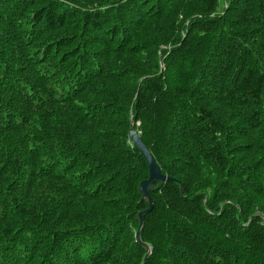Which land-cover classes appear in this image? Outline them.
I'll list each match as a JSON object with an SVG mask.
<instances>
[{
	"label": "trees",
	"instance_id": "1",
	"mask_svg": "<svg viewBox=\"0 0 264 264\" xmlns=\"http://www.w3.org/2000/svg\"><path fill=\"white\" fill-rule=\"evenodd\" d=\"M0 264H264V0H0Z\"/></svg>",
	"mask_w": 264,
	"mask_h": 264
},
{
	"label": "water",
	"instance_id": "2",
	"mask_svg": "<svg viewBox=\"0 0 264 264\" xmlns=\"http://www.w3.org/2000/svg\"><path fill=\"white\" fill-rule=\"evenodd\" d=\"M131 128L133 129V126H131ZM129 137H130V140L132 141L133 145L135 146V148L141 153V155H143V157L145 158L146 162L148 163V167H149V178H148V180L143 181L139 185V191L142 195V199L147 200V202L149 204V208L146 210L145 213L139 214L138 218L140 220L141 225H140V229L138 230V232L136 234V239L140 245H142L147 250H150L149 246H147L146 244H143V242L141 240V228L143 226L142 225V217L144 214H148V213L152 212V210L154 208L153 200L151 199L149 193L152 191L159 190L161 188L163 182H167V181L173 182L175 180L168 178L161 173L160 167H159L157 161L155 160L154 156L146 148L141 137L139 136V134L135 130L130 131ZM154 184H157V186L153 187ZM182 191H183V188H182Z\"/></svg>",
	"mask_w": 264,
	"mask_h": 264
},
{
	"label": "bare ground",
	"instance_id": "3",
	"mask_svg": "<svg viewBox=\"0 0 264 264\" xmlns=\"http://www.w3.org/2000/svg\"><path fill=\"white\" fill-rule=\"evenodd\" d=\"M263 11V10H262ZM255 25V24H254ZM255 27V26H254ZM70 182V181H69Z\"/></svg>",
	"mask_w": 264,
	"mask_h": 264
}]
</instances>
